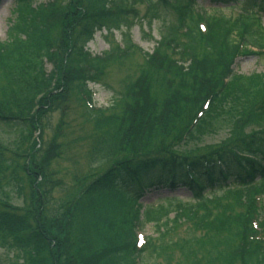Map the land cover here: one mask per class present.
I'll use <instances>...</instances> for the list:
<instances>
[{
  "label": "trees",
  "instance_id": "16d2710c",
  "mask_svg": "<svg viewBox=\"0 0 264 264\" xmlns=\"http://www.w3.org/2000/svg\"><path fill=\"white\" fill-rule=\"evenodd\" d=\"M33 1L16 0L9 38L0 43V77L5 81L0 130L23 136L27 132L29 142L35 132L41 135L43 117L62 111L64 97L73 93L100 133L94 147L96 164L116 162L65 204L63 223H58V215L47 221L41 209L43 169L37 176L33 163L41 148L35 149L33 141L21 167L31 177L28 208L16 209L9 202L0 206V249L17 256L10 264H264V126L245 135L235 129L223 144L202 146L197 152L180 147L196 141L207 119L223 116L225 109L231 114L228 106L234 98L250 95L237 119L264 125V74L242 80L232 71L243 45L264 51L260 25L248 24L243 16L204 15L208 28L202 32L193 13L196 0H171L177 21L150 54L144 52L136 78H126L118 98L107 109L93 112L88 84L99 83L107 66L141 51L130 40L137 20L133 5L146 2L150 18H157L158 6L166 0H60L63 4L37 10ZM209 2L264 12V0ZM55 27L61 37L52 34ZM102 29L117 31L122 44L92 57L86 45ZM49 62L57 70L53 77L45 71ZM206 103L209 107L193 124ZM166 132L178 142L173 150L169 147L174 141H158ZM5 154L0 148L3 177L8 175ZM41 157L54 159L55 148L48 145ZM9 185L14 191L21 186L14 178ZM227 186L233 188L225 190ZM179 189L192 201L167 198L148 208L144 223L151 224L156 236L139 248V200L147 192Z\"/></svg>",
  "mask_w": 264,
  "mask_h": 264
},
{
  "label": "rangeland",
  "instance_id": "374dc122",
  "mask_svg": "<svg viewBox=\"0 0 264 264\" xmlns=\"http://www.w3.org/2000/svg\"><path fill=\"white\" fill-rule=\"evenodd\" d=\"M127 1L131 2L130 0ZM197 1L199 6L203 7L208 14L216 13L222 16H230L234 19L239 13L237 9L229 10L222 6L218 11H212L211 9L216 6H211L208 0ZM46 3H51V5L56 3V6L63 4L60 0L34 1V5ZM14 7L15 0H1L0 2V42L8 39V29L14 18ZM133 7L136 12L137 20H135V25L130 31L131 41L138 45L142 51L150 54L156 42H159L167 33L168 26L176 22L174 14L172 9L160 5L156 12L157 18L152 19L148 13L150 10H147L146 3L136 2ZM59 15H61V10ZM202 15L203 12H198V15L196 14V16L199 17H202ZM245 21L248 24L254 23V21L249 18H246ZM148 22H150V27ZM261 23L262 26H264V14L261 17ZM53 30L52 34H54V36H62V31L58 29V27H55ZM113 40H121L119 33H113ZM59 41L58 39L57 42ZM110 42H112V38L102 31L101 33H96L94 39L87 45V48L93 54L100 55L108 50ZM245 50H247V46H243L242 51L244 52ZM142 51L129 60L120 61L116 64L107 66L104 69L103 78L100 83L89 86L95 92L94 101L96 106L101 108L108 107L114 97L118 98L116 93L119 94L124 91L126 78H136V71L142 66ZM44 67L48 74L52 75L57 72L50 62L46 63ZM232 68L233 73L236 74L235 76L242 80L248 79L253 75L264 74V54H261V56L243 55L235 61ZM2 81L4 80L0 77V91L2 88ZM242 82L245 83V81ZM250 91L251 94L254 93V90L251 89ZM249 96L240 99L234 98V102L230 101L228 107L231 108V114L225 109L223 116L217 115L213 117L214 121L213 119H207L204 132L200 134L196 141L190 139L186 141V145H180L182 151L192 153L197 152V148H201L202 146H219L229 140L232 137L233 131L238 128L242 129H240L241 132L239 135L249 134L254 130L262 128L264 125L257 123L255 119H251L246 123L241 118L237 119L239 116L243 115L241 112L242 106L246 105ZM2 103L4 104V102ZM63 105L64 109L62 111H56L43 117L41 135H34V140L31 139L29 142L25 139L27 132L23 136V133L16 130H0V148L7 153L2 162L8 172V175H5L6 177L0 176V206L6 204L5 202H9L10 206L13 205L16 209L28 208V189L30 188L28 179L31 177L29 176L28 178V176L24 175L21 171V167L26 159L25 156H27L26 153L33 147L34 143L36 146H34V148H41V151L48 145H51L55 148L56 157L52 160H47L42 158L41 151H38L33 157V163L34 169L35 166L37 167V169H35L37 170V176H40L39 169H43L41 170L43 183L42 186H40V193H45L41 208L43 215L47 221H51L50 217L52 215H58L59 224L63 223L61 220L64 219V214L66 216L67 209L65 208V204L74 200L85 184L98 177V175L108 169L112 163L116 162L96 164L94 147L100 133L94 131V121L84 113L83 108L80 103L77 102L73 93L64 97ZM234 114L235 117H233ZM231 116L233 118L228 121ZM240 123L244 124V128H242ZM108 132L111 133V131ZM167 134V132L163 134L165 139L160 136L158 141L161 144L171 140L174 141L175 145L169 147L173 150L175 146L178 145V142L176 139L168 138ZM102 135L106 136V133L104 132ZM137 140L136 137L135 140H133V143L135 142L136 145H138ZM136 149L141 150L138 146H136ZM125 156H123V158L131 157ZM1 178H4L5 181ZM13 178L21 184L17 191H14V188L9 185ZM39 180L40 179L37 181ZM36 185L35 183V187L38 188ZM156 193L160 199L176 198L178 201L183 202L189 199V194L184 190H178L173 193L166 191H159ZM154 195L155 194H153V196ZM141 203L148 206L156 205L157 199H149V196H147L141 200ZM171 216L172 215H170V217ZM183 232V229L180 230L179 235H182ZM144 233L153 238L156 236L151 224L146 225ZM15 257L17 256L14 252L6 254L0 249V264H10L15 260Z\"/></svg>",
  "mask_w": 264,
  "mask_h": 264
}]
</instances>
